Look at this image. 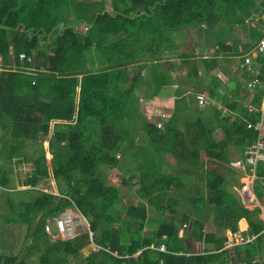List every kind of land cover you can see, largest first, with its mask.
I'll return each instance as SVG.
<instances>
[{
	"label": "trees",
	"instance_id": "obj_1",
	"mask_svg": "<svg viewBox=\"0 0 264 264\" xmlns=\"http://www.w3.org/2000/svg\"><path fill=\"white\" fill-rule=\"evenodd\" d=\"M74 4L0 0V187L5 203L0 264H31L35 254L39 264H260L262 207H244L232 188L239 176L229 177L238 174L229 166L235 159L229 144L245 156L258 136L248 126L259 112L249 110L245 82L251 75L241 63L243 54L264 37L247 22L254 13H264V0H114L110 8L93 11L86 33L63 23L64 8ZM235 24L250 27L244 49L222 40L225 32L233 40ZM204 27L211 34L209 43L217 47L212 56L200 59L202 75L196 64L185 79L179 75L174 81L171 71H181L172 56L186 65L196 55L181 51L175 37ZM95 47L98 66L92 57ZM21 52L30 59L21 58ZM223 61L235 66L232 74ZM135 63L146 69L145 77L139 70L131 73L129 65ZM258 64L264 79V53ZM184 80H192L195 89L175 86ZM203 91L206 103L216 98L220 105H197L195 97ZM140 93L147 100L174 96L171 112L160 115L163 128L139 107ZM262 93L254 96V104L261 105ZM51 130L50 164L43 140ZM139 130L146 132L147 142H136L131 133ZM217 130L223 139L214 135ZM164 155L176 156L173 169L163 164ZM113 168L128 175L124 184H139V201L126 199L124 188L108 180ZM257 175L254 190L264 202V161L258 163ZM185 200L208 220L212 217L220 230L238 231L247 220L243 232L256 234L255 243L225 247L226 233H203L200 219L194 220L198 228L190 223L189 237L181 236L190 218L178 214ZM159 204L166 209H157ZM66 209L82 212L93 235L84 230L73 238L54 239L45 224ZM148 225L157 228L146 235ZM203 239L214 244V251L195 249L193 241ZM93 243L95 254L82 255ZM163 243L166 251L157 248Z\"/></svg>",
	"mask_w": 264,
	"mask_h": 264
},
{
	"label": "rangeland",
	"instance_id": "obj_2",
	"mask_svg": "<svg viewBox=\"0 0 264 264\" xmlns=\"http://www.w3.org/2000/svg\"><path fill=\"white\" fill-rule=\"evenodd\" d=\"M258 3H261L262 0H256ZM261 13V11L257 12V13H254V17L251 19V18H248L247 19V22L250 26L252 25H256L259 29H261L263 32H264V13L259 16ZM250 27H244L242 25H236L235 24V32H234V38L233 40L230 39L231 36L228 35L227 32L224 33V36L222 37V40L225 41L226 43H234L233 41H235V45L237 46L238 49H244V43L246 42V39H247V36H248V30H249ZM216 32V31H215ZM220 33V32H219ZM211 36V35H210ZM210 36H208V31L204 28L202 29H197V28H194V29H186L185 31L182 32H179L178 33V36H176L175 38V42L179 45V47L182 49V50H190V51H195L197 52L196 56H194L191 60V62H189L188 64H183V63H180L181 61V58L179 56H175L173 55L172 57L174 58V60H177L178 63H179V70L181 71L180 74H175L174 71L172 70L171 73L173 75V78H174V81H176V77L180 75V77H182L183 79H185V75L187 74L188 71H192L194 69V66L197 64L199 66V69H200V75H202L203 73V66L201 64V60L200 59H203L205 57H209L207 55H204L203 53L200 52V47L201 45H205V44H209L208 42H211V38H209ZM230 40V41H228ZM208 47V45L206 46ZM215 48L217 47L216 45L214 46ZM236 48V47H235ZM206 53L207 54H211L213 55V47H208L206 48ZM98 52V51H97ZM95 56V55H92V57ZM223 66H226L227 67V70L229 72V74H232V72H234V69H235V66L228 63L227 61H223L222 62ZM129 68H130V71L131 73L133 74L135 71L139 72L142 74L143 77H145L147 74V71L146 69H141L139 70V64L137 65L136 63L133 65H129ZM139 70V71H138ZM262 70V69H261ZM263 71V70H262ZM219 74L220 76L223 78L224 81L228 80V76L227 74H225L223 71H219ZM204 84L207 83V80L204 79ZM179 84L177 85H180V86H183L185 88H188V89H193V84H195L192 80H184L181 82H178ZM195 89V88H194ZM222 89V87L220 88ZM141 91V90H140ZM142 91H144V89H142ZM139 107L141 108V110L144 112V114L148 117V119L150 121H153V122H156L157 125L159 127H164V123H163V120H162V117L160 116L161 114H164V113H170V111L172 110V108L174 107L175 105V99H166V98H157V99H152V100H147L143 94L140 93V99H139ZM208 102H209V99H208ZM204 103V104H199L197 103V105H199L200 107H204V108H207L208 106H212L213 104H219V100L215 98V101H211L210 103ZM195 106V105H194ZM2 131L0 130V133ZM132 136L135 137V140L137 143H145L147 142V134L144 130H139V131H132ZM215 136H218L219 138H222V131L221 130H217L215 133H214ZM52 136V131H50L48 137L43 140V147L45 148V151H46V157L48 159V162L51 164V159H52V153L50 151V148H49V138ZM223 139V138H222ZM41 143V140H38L37 141V144L39 146V144ZM229 150L230 152L233 154L234 158H238V157H241L240 152H239V149L238 147L234 144V143H230L229 144ZM50 152V153H49ZM120 155V153L118 154V156ZM207 159H209L208 157H206ZM177 158L176 156H167V155H164V165L169 168H174L175 167V164L177 163ZM126 174H122V172L117 169V168H113L109 171V175H108V180L111 181L112 183H114L115 185H118V186H121L124 188V194L126 196V199L128 198H131L132 200L134 199V202L136 201H139L140 198H138L136 196V189L138 187L139 184H135V180H131L130 181V184L129 185H126L124 184V179L126 178ZM229 177L233 178L236 180L235 177H238V174H233L231 173L229 175ZM52 182L54 183V191L56 193H58V188H57V184H56V181L54 180V177H52ZM233 189L235 190H240L242 191L243 190V187L241 189L240 187V183H239V179H237L234 183H233ZM126 185V186H125ZM40 186H43L42 184H40ZM2 191L3 188L0 187V211L2 210V208L5 206V203L4 202V199L2 200ZM124 200L125 203L127 202V200ZM4 205V206H3ZM161 206H158V208L160 207H164V209H166V207L163 205V204H159ZM244 207H247L246 204H244ZM126 209V208H125ZM124 209V210H125ZM74 212L79 213V211L73 209ZM169 213V210L167 209L163 215L165 214H168ZM156 214V213H155ZM154 214V215H155ZM178 214L179 216H183V214H186L188 215L190 218L189 220L187 221L188 223V226L184 228V231H183V236L184 237H189V232H188V229H190L189 227L192 225L193 227V224L195 225L196 228H198V225H196V223H194V220L195 219H200L201 221H203V227H202V231L203 233H208L210 231H216L218 233L219 236H224L225 233H226V230L227 229H219V228H216L214 226V221H213V218L211 217L209 220L207 218H205V216L203 215V213L201 212H198L195 210L193 204L188 200H185L181 203V205L178 207ZM153 215V216H154ZM158 215L160 216L161 213L157 214V219H158ZM156 216V215H155ZM50 219V218H48ZM156 219V217L154 218ZM191 223V225H190ZM3 227L4 225L1 224ZM184 225V224H183ZM242 225H245L242 223ZM213 226V227H212ZM1 227V226H0ZM157 226H146L145 228V234L146 235H149L150 234V230H153V229H156ZM3 229V228H2ZM0 229V236L3 234V230ZM238 231H242L241 228L239 227V230ZM30 241V239H29ZM3 242V240H2ZM194 242V245L196 246L195 249H197L198 251L200 252H211V251H214V244H208L203 240H196V241H193ZM24 251H26V249H24ZM96 252V248H94V243L93 245H90L88 247H86L84 250H83V254L82 255H89V254H95ZM38 255L35 254L32 258V261L29 260V262L31 264H39V262L37 261L38 260ZM85 264V263H84ZM229 264H233L232 261L229 260Z\"/></svg>",
	"mask_w": 264,
	"mask_h": 264
},
{
	"label": "built area",
	"instance_id": "obj_3",
	"mask_svg": "<svg viewBox=\"0 0 264 264\" xmlns=\"http://www.w3.org/2000/svg\"><path fill=\"white\" fill-rule=\"evenodd\" d=\"M261 53H264V37L259 40L252 50L243 54L245 59L241 63V66L246 69L245 71L251 75L246 81L247 89L250 91V97L248 99L249 110L259 112L256 120L249 121L248 126L258 131V136L255 141L247 145L245 156L235 158L229 163V166L238 173L239 185L241 189L243 187V190L240 191L238 189L237 191L240 193L243 203L248 206L255 205V190H253V185L258 177V163L264 161V79L261 77L263 71L258 64V56ZM20 57H28L30 59V56L24 52L20 53ZM261 89L263 90L262 105L256 106L252 101ZM195 98L199 104H204L208 96L207 93H202L198 94ZM79 213L74 212L73 209H66L60 215L47 220L45 224L46 231L54 239L73 238L81 235L84 230L89 231L92 236L93 231L90 230V223L87 217L82 212L79 211ZM187 226L188 223H184L181 227V236H183L184 228ZM256 237V234H243L228 228L226 230L225 247L230 248L238 244L255 243ZM151 247H155V245L152 244ZM157 248L163 251L167 250V246L164 243ZM256 261L264 264V253Z\"/></svg>",
	"mask_w": 264,
	"mask_h": 264
},
{
	"label": "crops",
	"instance_id": "obj_4",
	"mask_svg": "<svg viewBox=\"0 0 264 264\" xmlns=\"http://www.w3.org/2000/svg\"><path fill=\"white\" fill-rule=\"evenodd\" d=\"M19 1H23V0H19ZM113 1L114 0H74V3L75 4L73 6L67 5L68 7H65L64 8V12H63V23H65L66 25H70V26L77 27L83 33H86L87 31H89V29L91 27V24H92L91 15H92L93 11L94 10H97L98 8H101V6L102 7L104 6V8L108 9V8H110L112 6ZM73 7H74V9H73ZM138 7H141V6H138ZM205 28L206 27H204V29ZM214 32H215V30H214ZM210 35L211 34H208V36H210ZM215 44L216 43H209V44H205V46L208 45V47H214ZM202 46H204V45L202 44L201 47ZM208 47H206V48H208ZM206 48L203 50V54L204 55H207V56H212L211 54H207L206 53L207 52L206 51ZM180 50L182 51L181 48H180ZM97 51L98 50H97L96 47L92 50V55H95L94 56V61L96 62L94 64V66H98L99 64H101L100 63V59H99V55H98V52ZM200 52H201V50H200ZM213 53H214V51H213ZM196 54H197V52H196ZM221 54H223V52ZM2 62H3L2 61V57L0 55V64H2ZM206 80H207V78H206ZM245 84H246V82H245ZM175 86H178V85L175 84ZM246 87H247V85H246ZM193 90H194V88H193ZM205 92L206 91L198 92V93L199 94H202V93H205ZM249 97H250V93H249L248 99H249ZM157 98L162 99L163 97L156 96L154 99H157ZM164 98H166V99H172V98L175 99L174 96L164 97ZM248 99H247V103H248ZM261 105H262V102H261ZM256 106H260V105H256ZM253 190H254V185H253ZM254 204H255L254 206H248L247 205V207L248 208H254L257 205H260L262 207V210H261V213H260V217L264 220V202H261L260 201V199L258 198V196H257L256 193H255V201H254ZM242 223L245 224V225H242ZM240 228H241L242 231H239V232H241L243 234H250V233H244L243 232V231H246L247 228H248V222H247V220H243L240 223ZM180 235H181V229H180ZM241 263H244L245 264L244 261H240V262L235 263V264H241Z\"/></svg>",
	"mask_w": 264,
	"mask_h": 264
},
{
	"label": "bare ground",
	"instance_id": "obj_5",
	"mask_svg": "<svg viewBox=\"0 0 264 264\" xmlns=\"http://www.w3.org/2000/svg\"><path fill=\"white\" fill-rule=\"evenodd\" d=\"M50 153V152H49Z\"/></svg>",
	"mask_w": 264,
	"mask_h": 264
}]
</instances>
